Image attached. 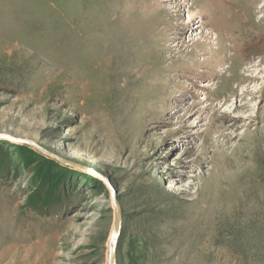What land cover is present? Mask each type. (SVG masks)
Wrapping results in <instances>:
<instances>
[{"label": "rangeland", "instance_id": "1", "mask_svg": "<svg viewBox=\"0 0 264 264\" xmlns=\"http://www.w3.org/2000/svg\"><path fill=\"white\" fill-rule=\"evenodd\" d=\"M0 134L65 162L0 138V264H106L110 185L116 264H264V0H0Z\"/></svg>", "mask_w": 264, "mask_h": 264}, {"label": "water", "instance_id": "2", "mask_svg": "<svg viewBox=\"0 0 264 264\" xmlns=\"http://www.w3.org/2000/svg\"><path fill=\"white\" fill-rule=\"evenodd\" d=\"M0 138H6V139H11V140L14 139L11 136L6 135V134H0ZM14 140H17L19 143L29 145L32 148L36 149L37 151H39L45 155H48L50 157H54L57 160H59L60 162L65 163L63 160L56 157V155H54V154L50 153L49 151L45 150L44 148L40 147L39 145H37L32 140L20 139V138L19 139L15 138ZM110 193H111V203H112L113 210H114V220H113L112 232H111V235H110V238L108 241L106 264H116L115 263V252H116L117 241H118L119 234H120L121 214H120V207H119L118 201L116 199V194H115L114 188L111 185H110Z\"/></svg>", "mask_w": 264, "mask_h": 264}, {"label": "bare ground", "instance_id": "3", "mask_svg": "<svg viewBox=\"0 0 264 264\" xmlns=\"http://www.w3.org/2000/svg\"><path fill=\"white\" fill-rule=\"evenodd\" d=\"M190 26V25H189ZM237 107V106H236ZM239 107V106H238ZM229 145V144H228ZM227 146V145H226ZM214 163V162H213ZM216 164V163H215Z\"/></svg>", "mask_w": 264, "mask_h": 264}]
</instances>
